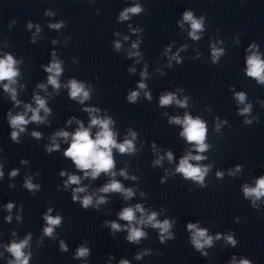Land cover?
I'll use <instances>...</instances> for the list:
<instances>
[{
    "label": "clouds",
    "instance_id": "9594fccd",
    "mask_svg": "<svg viewBox=\"0 0 264 264\" xmlns=\"http://www.w3.org/2000/svg\"><path fill=\"white\" fill-rule=\"evenodd\" d=\"M144 11V8L136 3L132 7H127L119 14V21H127L133 15L141 14ZM46 15H54V13L47 12ZM204 21L205 17L200 16L197 18L192 11H184L182 20L178 21V24L181 28L184 27V24L187 23L190 27L188 36L193 41H199L201 39V34L204 32ZM33 25L28 24V28L31 29ZM50 28L60 29L63 27V22L50 24ZM129 28L133 33L142 31L141 29ZM37 33L40 31L39 26H36ZM115 35H120L115 33ZM125 40L128 39L127 36L124 37ZM33 43H35V34L33 36ZM55 44L56 41L54 40ZM217 43H223V41H218L211 44V60L213 64H217L220 58L225 54V49L222 47H217ZM140 41L137 40L131 44V49L128 51L129 58L136 57V62L139 63L143 59L139 49ZM122 45L119 41L114 42V48L116 51L121 49ZM187 48V45L182 46L177 50L175 54L168 56L169 64L168 67H172V61H176L177 64L182 62V59L179 55L181 51H184ZM171 51V45H169L164 50V54L168 55ZM247 51L251 53L246 57V75L248 77L254 78L258 84L264 85V59L261 58V54L258 51V45L252 43L249 45ZM18 61H16L12 55L5 54L3 58H0V82L7 81L3 84L4 91L9 93L11 100L14 102L15 106H19L21 101L17 99V90L14 85L17 83L16 78L19 76V71L16 67ZM44 67V71L49 75L47 77V84L40 83L37 85L38 88L46 90L48 85H51L54 90H59L62 85L60 83V76L63 73L62 61L56 58L55 52L52 54V61L47 66ZM130 72H135V68H130ZM163 75V73H161ZM141 81L138 83V90L130 91L127 95V101L129 103L135 104L140 97V92H144V96L147 100L152 99V94L150 91H147V85L143 82L148 78L147 65L145 64L144 70L140 73ZM23 87V86H21ZM63 87L68 89L69 97L72 100L78 101L80 104H84L85 101L91 99V88L86 87L84 83L76 80L70 79L67 84ZM177 92H182L183 89L179 88ZM234 97L239 104H243L244 107L239 109V114L243 116H248L251 113L252 105L250 103H245L247 97L245 92H234ZM35 107L31 104L24 105V112L12 114L11 111L8 112V123L12 128L11 139L14 142L19 143V136L21 133L25 132V126L30 122H35L37 124L45 123L48 115L51 114V109L47 106V101L45 98L36 94L33 96ZM189 97L184 96L182 99L178 98L176 92H165L160 95L159 105L161 107L169 106L175 104L180 108L188 107ZM264 103V102H262ZM43 111L44 115L40 113ZM83 111L87 112L89 115V124L87 127L84 126V123L80 120H77L75 117L70 118L67 123L70 125L75 121L78 125L76 130L72 133L65 131L63 129L55 132L51 137V143L45 146V151L48 153L58 151L60 149V144L57 143L58 139H63L64 141H69L70 144L67 149L63 152V155L67 158H70L74 163L77 170L83 172V178L91 177L96 179L104 173L110 177H116L117 172L114 171L116 162L113 158V149H115L120 154H135L137 148L135 146V140L137 138V133L132 129H129L127 135L122 142L117 141V133L113 130V125L115 121L107 115L101 116L100 109L96 107H85ZM28 113H31V116H28ZM165 115H167L165 113ZM168 122L170 124H176L182 126V131L179 133L189 144L193 146V149L197 154H193L192 151L186 152L179 159V163L175 168V173L181 174L185 180H191L198 184L201 188L206 187L205 178L208 175L211 165L200 164V161L206 160L208 157L202 155L208 151L210 145L205 142L207 136V126L206 122L202 120L199 116L193 117L189 113L185 112L183 117L181 116H171L169 117ZM227 121H220L217 119L216 131H219L223 124H226ZM245 124H251L252 120L245 119ZM98 129L95 132V135L92 134V129ZM31 135L36 138H41L40 132H32ZM153 151H157L155 144H153ZM167 159L170 163L173 161L174 156L171 151H167L165 155H157V158L153 161V166H160L164 159ZM192 161L197 163L193 164ZM21 163H27V161H21ZM241 171V166L237 165L235 169H230L228 174L231 176L236 175ZM173 173V174H175ZM18 174V170L13 169L10 172V177H15ZM61 176L67 175V180L64 182V187L67 189L71 185H76L77 187L72 189L71 198L73 202H79L84 209L89 207L97 208L99 205L107 202L106 196L97 195L96 192L92 194H85L80 196L81 193H86L87 188L79 186L81 184L82 177L75 174H67L64 171L59 173ZM4 175L2 166H0V178ZM119 175L125 179L136 180V176L129 177L126 169H121ZM224 173L221 171L216 172V177L218 179H223ZM167 178L166 176L161 178V184L165 183ZM29 192L35 193L39 191L40 185L32 183L31 178L25 180L24 185ZM10 187H13L10 185ZM98 193H120L125 200H130L135 196V190L133 188H126L124 185L116 180L111 179L110 182L106 183L98 190ZM243 193L246 198H251L253 201V207H257L256 201L260 200L261 197H264V176H261L255 181V187H250L245 184L243 186ZM143 196L144 193L142 192ZM95 197V201H94ZM15 207L13 203H8L6 208L9 212ZM52 209L49 208L43 215V220L45 221L46 226L43 228L44 236L55 238V228L60 226L62 223L63 217L60 215L53 216L51 215ZM137 213L140 214L137 218ZM159 213L156 211H149L145 209L142 204L137 203L134 207L129 206L123 208L119 213L118 217L120 220L126 221L127 224L121 225L116 221H105V225L108 226L113 233L119 232L122 230H127V241L133 243H139L142 238H146L147 233L143 230L144 227H151L158 230L160 243H166L168 240L174 239L173 233L170 229L173 226L174 221L169 219L159 220L157 219ZM9 223L12 220L11 215L5 218ZM21 218L17 216V220ZM187 230L191 233L190 239L194 248L201 253L203 256H207L208 253L204 251L206 247H212L215 240H220L221 234L215 236L209 235L206 228H202L198 223L187 224ZM15 235V233H13ZM31 234H28L23 240L17 242L13 240L9 245L6 246V251L11 254L13 259L8 261V264H29V259L31 253H25V249L29 247V242L31 240ZM223 239L227 244L235 247L237 240L234 238V235L229 233L223 236ZM61 251H67V245L60 241ZM150 253V250H145L142 253H138L136 259H141L143 255ZM89 255V249L83 245L78 247L75 253V258H85ZM119 264H129L128 260H121ZM230 264H253L249 259L241 258L239 261L235 256L232 257Z\"/></svg>",
    "mask_w": 264,
    "mask_h": 264
}]
</instances>
